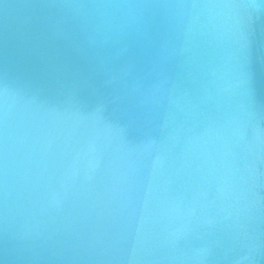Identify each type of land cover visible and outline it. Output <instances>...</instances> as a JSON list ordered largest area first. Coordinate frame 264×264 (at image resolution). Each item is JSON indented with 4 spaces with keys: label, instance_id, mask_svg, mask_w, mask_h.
<instances>
[{
    "label": "water",
    "instance_id": "obj_1",
    "mask_svg": "<svg viewBox=\"0 0 264 264\" xmlns=\"http://www.w3.org/2000/svg\"><path fill=\"white\" fill-rule=\"evenodd\" d=\"M188 2L0 0L11 191L0 264H141L147 253L145 264H177L162 258L205 242L211 264H264V9L242 40L215 38L175 7ZM234 115L248 120L234 158L219 142L185 151ZM246 163L227 200L197 201L198 216L221 222L165 247V229L186 221L164 210Z\"/></svg>",
    "mask_w": 264,
    "mask_h": 264
},
{
    "label": "clouds",
    "instance_id": "obj_2",
    "mask_svg": "<svg viewBox=\"0 0 264 264\" xmlns=\"http://www.w3.org/2000/svg\"><path fill=\"white\" fill-rule=\"evenodd\" d=\"M175 7L183 9L188 18L193 16L207 33L215 38L235 37L242 40L245 36L249 21L253 18V13H259L264 9V0H190L188 3H180ZM191 31V26L189 27ZM0 112L3 113L5 125L0 130V197L4 205L7 206L11 195L9 186V164H8V132L6 120L8 115V98L0 99ZM247 122L241 115H234L223 124H213L205 129L203 133H196L188 137L185 144V151L191 155L198 153H208L210 146L219 142L223 147L226 157H235V149L244 146ZM170 141L176 140V134L169 137ZM151 147L161 152V159L166 157L169 149L166 145H161L157 141L151 143ZM162 149V150H161ZM247 163L243 170L237 169L235 165L229 166L227 171L215 177V191L212 186L201 190L197 197L187 204L182 199L178 209L164 210V215L177 214L186 222L174 228L165 229L164 246L175 252L181 240H188L193 237L197 228H215L221 221L219 213L216 215L205 212L203 216L197 215V201L204 200L208 206L217 202L227 200L232 194L235 185L245 179ZM239 173V175H238ZM25 174V179H26ZM175 201L169 202L174 204ZM225 211V209H221ZM231 213L223 217L224 221L231 219ZM193 224L196 227H193ZM137 238L139 234L137 233ZM215 245L205 242L200 247H194L182 252L180 255L166 256L162 259H169L177 264H211ZM145 252V251H144ZM141 264L151 262L153 257L150 253L139 257ZM248 259L243 256L236 261V264H244Z\"/></svg>",
    "mask_w": 264,
    "mask_h": 264
}]
</instances>
